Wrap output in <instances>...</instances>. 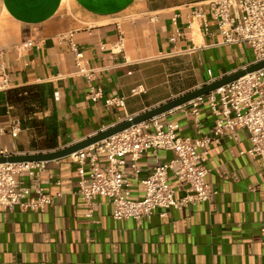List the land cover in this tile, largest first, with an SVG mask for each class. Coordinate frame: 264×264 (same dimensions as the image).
I'll return each mask as SVG.
<instances>
[{
  "label": "crops",
  "instance_id": "1",
  "mask_svg": "<svg viewBox=\"0 0 264 264\" xmlns=\"http://www.w3.org/2000/svg\"><path fill=\"white\" fill-rule=\"evenodd\" d=\"M207 1L138 9L137 0H0V79L8 77L0 90V153L68 146L250 64L249 44L221 43ZM195 7L205 9L207 29L191 16ZM27 41L32 45L23 46ZM80 67L93 71L98 101L86 98ZM20 87H31L23 94L37 91L38 99L12 101ZM113 96L124 97V106L103 104ZM190 109L187 103L158 119L177 122L182 136L212 135L207 100L198 106L199 125ZM14 120L20 121L16 136ZM227 134L209 146L205 181L216 191L210 202L165 216L156 209L139 222L115 220L111 202L100 195L86 216L77 165L69 156L46 161L41 185L52 202L42 210L0 207V264H264V161L248 154L245 129ZM171 158L170 150L145 151L131 197L142 198L139 180ZM97 163L106 166L102 155ZM120 169L130 172L128 158ZM16 179L30 181L27 173ZM170 179L175 198L191 192Z\"/></svg>",
  "mask_w": 264,
  "mask_h": 264
},
{
  "label": "built area",
  "instance_id": "2",
  "mask_svg": "<svg viewBox=\"0 0 264 264\" xmlns=\"http://www.w3.org/2000/svg\"><path fill=\"white\" fill-rule=\"evenodd\" d=\"M206 5L218 27L221 43L245 42L254 54L251 63L264 59V0H208ZM191 16L200 19L202 26L208 28L204 8H193ZM176 18L175 15L172 17L173 24H176ZM175 32L180 34L179 29H175ZM31 45V41L23 44L25 47ZM80 55L77 53V56ZM79 72L85 74L88 80L86 98L98 101L102 92L92 83L93 71L80 67ZM207 72L210 73V70ZM7 84L8 77L4 73L0 79V90L6 89ZM205 100L215 116L210 136H182L178 133L180 125L177 122L162 123L156 116L71 153L69 158L77 165V191L83 197L86 216H92L95 195L106 197L111 202L112 217L115 220L133 219L137 222L144 217L150 218L156 209H161L159 215L165 216L172 208L193 205L195 202L209 203L211 195L216 193L210 190L205 181L209 146L219 143L224 135L230 136L227 133L237 128L248 132V154L264 161V68L247 73L189 101L196 125L200 123L198 106ZM103 104L107 107H123L125 100L122 96L107 97ZM19 130L20 121L14 120L10 130L12 136H16ZM149 149L154 152L170 150L173 158L155 165L151 174L139 180L143 186V196L134 199L131 197L132 179L138 178V162ZM99 155L106 160L103 168L97 163ZM125 158L129 161V173L120 169L125 164ZM86 164L87 174L84 170ZM44 170L45 161L1 162L0 207L12 209L18 206L21 210H42L44 205L50 204L52 197L43 195L41 185ZM21 173L28 174V184L16 179V175ZM170 175L180 186H188L191 192L175 198ZM54 183L59 185L60 180Z\"/></svg>",
  "mask_w": 264,
  "mask_h": 264
},
{
  "label": "water",
  "instance_id": "3",
  "mask_svg": "<svg viewBox=\"0 0 264 264\" xmlns=\"http://www.w3.org/2000/svg\"><path fill=\"white\" fill-rule=\"evenodd\" d=\"M261 68H264V59L254 62V63H250L238 70L225 74L214 80L208 81L195 89L182 93L176 97H173L161 104L153 106L136 115L124 118L68 146L53 149L50 151H43V152L21 153V154L11 153L7 155L0 154V163L1 162L15 163V162H23V161L24 162H27V161L28 162H31V161H45L46 162V161H50L53 159L69 156L71 153L79 149H82L91 144H94L98 142L99 140L104 139L110 135L123 131L131 127L132 125H136L138 123L144 122L153 117H156L165 112H168L176 107L184 105L197 97L204 96L208 94L209 92L214 91L215 89L229 83L232 80H235L247 73L256 71Z\"/></svg>",
  "mask_w": 264,
  "mask_h": 264
},
{
  "label": "rangeland",
  "instance_id": "4",
  "mask_svg": "<svg viewBox=\"0 0 264 264\" xmlns=\"http://www.w3.org/2000/svg\"><path fill=\"white\" fill-rule=\"evenodd\" d=\"M134 8H147V9H157L169 6L191 4L195 2L205 1V0H137Z\"/></svg>",
  "mask_w": 264,
  "mask_h": 264
},
{
  "label": "trees",
  "instance_id": "5",
  "mask_svg": "<svg viewBox=\"0 0 264 264\" xmlns=\"http://www.w3.org/2000/svg\"><path fill=\"white\" fill-rule=\"evenodd\" d=\"M26 90H32L31 87H20L18 89L14 90V98L12 99V101L15 102H26L28 100H36L38 99V93L37 91L35 92H31L28 93L27 95H24L23 92H25Z\"/></svg>",
  "mask_w": 264,
  "mask_h": 264
}]
</instances>
